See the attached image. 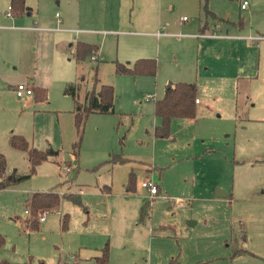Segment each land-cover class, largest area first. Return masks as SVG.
I'll use <instances>...</instances> for the list:
<instances>
[{"label": "rangeland", "instance_id": "374dc122", "mask_svg": "<svg viewBox=\"0 0 264 264\" xmlns=\"http://www.w3.org/2000/svg\"><path fill=\"white\" fill-rule=\"evenodd\" d=\"M30 2L35 4L37 0ZM80 2L81 20L74 28L96 30L97 34L90 36L100 45L103 60L98 64L97 77L100 84L113 86L115 113L88 116L77 162L80 170L76 183L90 185L83 188L88 191L103 185L121 191L126 174L134 169L137 187L140 188V183L147 178L158 183L160 188L146 221L148 226L152 224L154 243L157 247L160 245L159 249L175 252L173 257H177L179 264H232L234 246L240 245L239 207L236 200L215 195L218 189H234L240 170L252 165L257 152L264 149V9L240 10L238 0H208L211 10L220 18L239 22L242 27L239 30L225 22L214 23L216 26L212 24L208 33L256 38L252 41L221 36L229 40L222 42L218 37L187 35L197 29L196 14L199 12L202 18L203 13L200 9H187L186 0H115L109 16L103 15L98 9L99 2L93 0H61V9L71 12ZM172 2L178 3L180 9L171 15L166 7ZM1 6L7 9L4 4ZM182 16L188 20L180 22ZM157 31L174 35L155 37L148 34ZM140 57L156 59L155 76L114 73L113 61L133 63ZM95 63L82 64L85 69L80 73L87 84L81 85V99L88 84L92 86ZM170 81L194 83L200 104H197L195 118H174L169 136L156 138L153 130L159 119L154 115V102L162 97ZM57 87L56 91L48 92L47 99L50 98L52 106H71V113L66 111L63 116H68L60 120V127L69 133L65 138L61 134V151L55 157L63 161L60 162L61 170L51 158L37 175L0 191V234L6 241L0 256L11 262L24 263L31 257V264H38V260L55 264L61 250H67V240L58 228L60 208L45 215L46 228L28 233L23 205L30 192L48 190L74 166L69 161L72 156L70 140H75L73 103ZM47 124L51 122L44 124L49 128ZM46 135L44 132L36 136L35 144L43 147ZM27 139L31 142L30 135ZM6 148L7 163L17 168L18 174H26L25 154L14 151L8 144ZM110 153H122L130 162L114 166L111 172L110 166H101ZM145 165L152 168L151 173L145 171ZM48 181H52V185ZM74 189L77 188L74 186ZM88 197L97 201L101 196L90 194ZM61 203L63 208L72 210L73 229L77 230L76 215L81 218L84 212L66 199ZM152 261L158 264L154 254Z\"/></svg>", "mask_w": 264, "mask_h": 264}, {"label": "crops", "instance_id": "0c3cea01", "mask_svg": "<svg viewBox=\"0 0 264 264\" xmlns=\"http://www.w3.org/2000/svg\"><path fill=\"white\" fill-rule=\"evenodd\" d=\"M55 1L37 0L35 4H32L30 0H25L29 11L20 17H13L12 15L7 16L9 8L8 0H0V124H2L3 127L2 130L0 128V153L5 156L8 173L13 170H16V172L18 171L17 168L7 163V154L5 151L7 149L6 144L9 145V138L11 135H21L26 139L29 138L30 135L31 142L29 141V143L33 147L40 150L47 148L53 149L54 154L37 167V172H35L36 175L40 172L42 166L46 162H49L51 158L52 162L56 164L59 170L58 164H61L60 162L63 161H57L55 157H57L61 151V146L59 145V143H61V134L63 133L62 135L64 138L69 134L65 132L62 126L60 127V120H62L64 116H68H63L66 111L71 113V106L69 108H66L68 105H65L63 108L52 106L50 98L46 101L37 102L34 100L33 93L31 96L19 98L15 95L13 87L20 82H24L29 85L31 90V87L34 86L46 89L48 98V92L56 91L57 89L55 88L58 86L57 88L62 89V94L67 96L63 93V89L68 83L79 82L82 78V84H87L83 75L80 73L85 69L82 66L83 63L96 62L97 60V64H95L98 67V64L103 62L101 59L102 50L100 45L97 44V41L93 42L95 38L90 36L96 33V30H80L74 28V25H78L81 20L80 16L83 10L81 8V2L77 9H71L70 12L69 9H61L63 8V6L60 5L61 0ZM93 1L99 2L98 9H101V13L106 16H109L110 9H112V6L115 4V0ZM238 1L239 9L242 10L240 8L241 0ZM2 4L6 5L7 9H2ZM65 6H68V3H66ZM186 6L187 9H200L203 13L202 18L199 12L198 15L196 14L199 22L197 29L187 34L188 36L193 38L205 37L207 39L210 37H218L222 38L218 39L222 42H227L229 40L221 36L256 41L254 36L219 35L214 31L208 33V31L211 30L212 24L216 26L214 23L225 22L228 25L237 27L239 30L242 29L239 22H230L228 19L220 18L216 12L211 10L213 8L210 7L208 0H192L191 2L190 0H186ZM57 9H60V12ZM162 9L165 8L162 7ZM166 9H168L169 14L172 15L180 9V6H178L176 2H172ZM246 9H264V0H248L247 7L243 10ZM207 12L209 14H207ZM184 18L186 17H180V22L188 20L187 18L184 20ZM165 26L169 27V24L166 23ZM148 34L155 37L174 35L160 31L155 33L148 32ZM78 42L92 45L97 44L98 49L96 55L93 58H87L84 62H77L74 58V52L75 45ZM199 49H201V45H199ZM176 82L170 81L169 83ZM167 85H165V88ZM90 87L91 85L89 83L88 89H90ZM146 96L148 97L149 95ZM197 104H200L199 99L196 103V109ZM235 108L237 109V102H235ZM46 121L51 122V124H47L49 128L44 126ZM157 125L159 124L155 126ZM44 132L47 133L46 137L48 136L44 146L36 145L34 142L35 137L43 135ZM69 137L71 136L69 135ZM58 138L60 139L59 141L57 140ZM73 141L74 140H70L69 148ZM262 145L264 146V143H262ZM9 147L13 149L10 145ZM13 150L17 151L15 149ZM69 161H71L74 166L76 165L72 156ZM104 162L101 163V166H110L108 170H111V172H113L114 166L126 164L110 165ZM27 167L29 171V163ZM144 169L146 172L151 173L149 169L152 168L148 169L147 165H145ZM129 172L126 174L123 190L114 191L108 185V192L105 190V192H103L102 190V188H106L107 185H103L102 188L95 186L96 190L94 189L91 191L83 189L84 187H90V185L76 183L78 179L77 174H75L73 183L67 182L62 184L64 180L72 178L74 176L73 173L68 174L67 177L64 178L62 176L60 177L57 184L62 185L57 188L58 193L78 194L83 201L82 203H84L83 205L86 211L82 209L84 215H81V218L79 214L76 215L75 223L77 230H74V221L71 219L72 210L63 208L61 203L59 207V210H61L60 216L68 214L69 223L67 230L63 232L61 230L60 216L58 217V228L62 236L67 240L65 247L67 250H61L62 253L58 255V258H56L57 260L60 258L61 260L67 261L68 264H93L94 257L99 255V250L106 242L109 244V264H153V254L155 262L158 261V264H167L169 259L174 256L175 252L161 250L159 249L160 245H158V247L155 245L152 224L148 226L147 223H138L139 209L143 203L147 201L146 196L148 194V192L142 188L141 183L147 180V178L140 183L141 189L136 186L135 193H129L125 188ZM70 175L72 176L70 177ZM238 177L239 181L234 189L229 191L218 189L215 195L216 198L229 199V201L236 200L239 207V225L241 232L238 238L240 245L234 246L233 253L236 251L243 252L231 256L230 260H232V264L233 262H237L236 264H264V149L257 152L256 158L252 160V165L247 169L243 167L242 170H240ZM48 183L52 185V181H48ZM156 184L158 186V183ZM74 186L77 189L73 190ZM90 194H98L101 197L97 201H93L88 197ZM91 204L96 208L93 209ZM74 207L80 208L78 206ZM25 214L28 216L26 210ZM19 218L20 217H16V219ZM47 226L48 222H46L44 217V220L39 222V228H46ZM26 228H28V233L33 231L29 229L28 224H26ZM233 240L234 238L230 239V245H232ZM0 257L2 258V256ZM247 258L252 259L250 260ZM57 260H55V263Z\"/></svg>", "mask_w": 264, "mask_h": 264}, {"label": "trees", "instance_id": "16d2710c", "mask_svg": "<svg viewBox=\"0 0 264 264\" xmlns=\"http://www.w3.org/2000/svg\"><path fill=\"white\" fill-rule=\"evenodd\" d=\"M10 13L13 17H20L29 11L25 0H8ZM207 14H209L207 12ZM98 46L78 42L75 45L74 58L77 62H84L87 58L94 57L97 53ZM97 63V60H96ZM114 73L117 75H129L136 76H155L157 72V63L153 58H140L130 63H120L114 61ZM97 65L94 67V79L90 89H87L84 93V97L81 99L79 91L82 85L83 79L79 82H71L65 85L63 93L69 96L73 103V125L75 131V140L71 144V155L76 163L73 166L71 172L73 177L69 180L66 179L62 184L74 182L75 174L79 171L77 164L81 141L84 133L86 120L90 114H114L115 106V94L114 88L111 85L100 84L97 77ZM34 100L42 102L47 100V90L39 87H31ZM196 85L192 82H176L169 83L160 99L154 102V115L160 120L159 125L154 127V136L156 138H167L170 134L171 120L173 118H186L192 119L196 116ZM120 118V117H119ZM120 121V119H119ZM122 143V140L120 141ZM9 145L17 150L26 154V159L29 163V171L25 175L18 174L16 170L7 172L6 159L3 154L0 153V191L12 188L26 180L35 174L37 167L47 161L53 154L52 148L44 150L33 147L27 139L21 135H11L9 138ZM130 162L125 158L122 153H111L109 158L104 162L105 164H124ZM70 163V162H69ZM58 164V163H57ZM59 170L61 164H58ZM100 166V165H99ZM97 166L94 168L96 169ZM152 171V169H149ZM69 172L68 174H70ZM66 177H67V173ZM136 174L134 169L129 172L125 188L129 193H135L136 187ZM57 184L47 191H34L31 192L24 200V208L28 212L27 224L30 230H38L40 216L48 215L58 211L61 200L66 199L74 206H78L84 211L82 200L78 194L75 193H58L57 188L62 185ZM159 194L160 190L157 186ZM103 192L109 191V186L102 188ZM105 190V191H104ZM152 201H146L139 209L138 223L146 224L148 218H150ZM61 230L65 232L68 228L69 215L63 214L60 216ZM163 226L160 227L162 230ZM5 237L0 234V250L5 246ZM243 251H236L233 255L242 253ZM32 258L30 257L28 262L15 263L7 259L0 257V264H31ZM39 264H44L43 260H38ZM55 264H68L67 261L57 260ZM93 264H109V244L106 242L104 246L99 250V255L94 257ZM167 264H179L177 257L169 259Z\"/></svg>", "mask_w": 264, "mask_h": 264}, {"label": "built area", "instance_id": "2783aa9c", "mask_svg": "<svg viewBox=\"0 0 264 264\" xmlns=\"http://www.w3.org/2000/svg\"><path fill=\"white\" fill-rule=\"evenodd\" d=\"M247 4H248V0H241L240 1V8L243 10L247 7ZM11 13H10V8H8V11H7V16H10ZM186 18H184L185 20ZM93 58V57H92ZM13 91L15 93V95L19 98H22L24 96H31L32 95V90L30 89L29 85H27L26 83L24 82H20L18 84H16L14 87H13ZM148 98H151L150 96H148ZM198 102V99L195 100V103ZM67 170H69L67 168ZM141 186L143 189H145L148 194H147V201H152L153 197L157 194L158 192V189H157V184L152 180V179H147L145 181H143L141 183ZM26 213L28 214V212L26 211ZM44 217L45 216H40L39 219H38V222H41L44 220Z\"/></svg>", "mask_w": 264, "mask_h": 264}]
</instances>
